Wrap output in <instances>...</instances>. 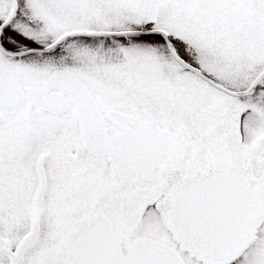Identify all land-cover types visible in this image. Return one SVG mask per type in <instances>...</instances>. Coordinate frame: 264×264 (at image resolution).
Segmentation results:
<instances>
[{
    "label": "flooded vegetation",
    "instance_id": "1",
    "mask_svg": "<svg viewBox=\"0 0 264 264\" xmlns=\"http://www.w3.org/2000/svg\"><path fill=\"white\" fill-rule=\"evenodd\" d=\"M260 2L0 0V82L13 81L23 95L16 106L0 110H22L25 120L32 112L54 117L71 114L78 139L93 158L90 169L100 193L93 200L104 198V213L95 223L77 224V235L52 241L53 264H61L74 241L94 235L105 215L122 230L121 252L128 250L132 220L127 228L115 214L118 189L122 191L119 205L135 201L140 211L163 205L161 213L170 233L169 207L176 192L228 172L244 176L256 190L264 170V38L260 32L264 2ZM49 96L55 100L54 108L67 102L62 113L38 106ZM80 122L104 127L106 136L93 138L103 139V150L88 151ZM120 132L126 133V139L143 134L137 136L142 142H127L118 152L125 175L114 160L116 148H108ZM134 149L141 151L137 163L132 158ZM38 157L46 191L48 171L62 175L68 170L69 152L57 156L50 148L46 157ZM83 160L79 157L78 166ZM133 165L142 168L134 170ZM135 190L142 195L141 202ZM126 214L127 210L122 217ZM262 214L254 240L264 210ZM32 221L37 226L36 240L23 252L22 264L24 254L38 240L39 224ZM158 241L181 256L188 255L175 242Z\"/></svg>",
    "mask_w": 264,
    "mask_h": 264
},
{
    "label": "rangeland",
    "instance_id": "2",
    "mask_svg": "<svg viewBox=\"0 0 264 264\" xmlns=\"http://www.w3.org/2000/svg\"><path fill=\"white\" fill-rule=\"evenodd\" d=\"M260 6L258 4L257 8ZM260 32L264 38V26ZM63 62L57 61L58 64ZM29 118L24 119L22 110H0V243L13 249L28 231L30 221L35 219L39 224L38 240L24 254L23 264H53L52 241L61 238V235H77V224L86 223L87 220L95 223L104 213V198L97 196L93 200L98 193L97 176L90 169L94 165L90 160L93 158L78 139L73 116L65 114L54 117L32 112ZM50 148L53 153L57 152V156L64 151L69 152V168L63 170L62 175L58 171H48L50 180L43 199L40 204L33 205L31 198L36 187L35 161L39 155L46 157ZM79 157L84 160L78 166ZM107 172L103 174L104 178L108 177ZM135 179L137 177L134 176L132 185ZM118 180L121 182L120 177ZM121 192L119 189L116 191L115 214L123 226H130L127 249L139 235L171 244L170 232L167 231L165 217L161 213L163 205L143 211L138 209L135 201L132 205H119ZM125 210L128 214L122 217ZM129 220L132 221L128 225ZM258 229L257 237L248 250L229 264H264V219ZM183 259L185 264H199L186 256ZM0 264H7V259L2 255Z\"/></svg>",
    "mask_w": 264,
    "mask_h": 264
},
{
    "label": "water",
    "instance_id": "3",
    "mask_svg": "<svg viewBox=\"0 0 264 264\" xmlns=\"http://www.w3.org/2000/svg\"><path fill=\"white\" fill-rule=\"evenodd\" d=\"M21 98L22 94H18L13 81L5 78L0 82V107H14ZM52 103V99H47L38 106L53 113L62 112L60 109L52 108ZM114 155L116 157V154ZM114 160L119 163L117 157ZM37 175L38 186L34 204L41 201L45 188L40 161L37 164ZM136 197L140 202L143 199L137 191ZM222 202L230 203L231 207L237 208L236 212L229 214L223 210L224 207L222 211H218ZM203 208L216 209L219 213L209 215V212H200ZM263 208L264 173L257 181L255 191L251 190L245 178L229 173L222 174L174 196L169 219L173 230L172 238L180 244L181 250H187L189 257L196 261L203 264H226L237 258L252 241L255 233L254 224ZM230 215L236 216L242 226L235 235L220 236L225 231L222 221H225V216L229 220ZM191 221L195 225H191ZM119 234L120 230L115 224L107 216L104 217L96 227V236L76 241L61 264H184L174 250L147 238H136L128 253L122 255L118 243ZM36 235L37 226L32 222L29 232L19 241L14 251L0 245V253L8 258V264L22 263L23 252L33 244ZM103 240L110 243H104Z\"/></svg>",
    "mask_w": 264,
    "mask_h": 264
}]
</instances>
